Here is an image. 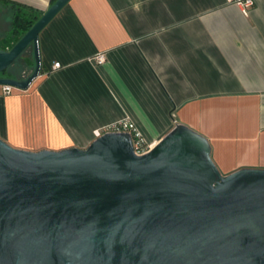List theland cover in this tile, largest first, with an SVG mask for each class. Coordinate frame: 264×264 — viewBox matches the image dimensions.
I'll use <instances>...</instances> for the list:
<instances>
[{"label":"crops","instance_id":"obj_1","mask_svg":"<svg viewBox=\"0 0 264 264\" xmlns=\"http://www.w3.org/2000/svg\"><path fill=\"white\" fill-rule=\"evenodd\" d=\"M57 1L0 0V39L13 4L41 18ZM39 48L28 90L0 86L10 146L87 149L126 120L153 148L184 125L208 139L224 175L264 168V0L247 12L227 0H71Z\"/></svg>","mask_w":264,"mask_h":264},{"label":"water","instance_id":"obj_2","mask_svg":"<svg viewBox=\"0 0 264 264\" xmlns=\"http://www.w3.org/2000/svg\"><path fill=\"white\" fill-rule=\"evenodd\" d=\"M70 1L0 49V75L31 45L36 63L0 86L28 90L40 76V34ZM0 264H264V168L224 175L184 125L144 155L124 133L39 152L0 137Z\"/></svg>","mask_w":264,"mask_h":264},{"label":"trees","instance_id":"obj_3","mask_svg":"<svg viewBox=\"0 0 264 264\" xmlns=\"http://www.w3.org/2000/svg\"><path fill=\"white\" fill-rule=\"evenodd\" d=\"M13 8L15 10V15L13 18L11 31L8 32L4 38L0 39V49L4 51H10L37 23L41 15L38 12L24 6L13 4ZM19 62H22L24 66L21 65L19 67L20 69H17L16 71L13 69V67ZM35 66L34 47L31 45L14 63V65L2 73L4 76H0L3 78L23 80L33 72ZM31 69L32 72H29Z\"/></svg>","mask_w":264,"mask_h":264},{"label":"built area","instance_id":"obj_4","mask_svg":"<svg viewBox=\"0 0 264 264\" xmlns=\"http://www.w3.org/2000/svg\"><path fill=\"white\" fill-rule=\"evenodd\" d=\"M230 4H236L240 6L244 12H247L248 9L254 6V0H227ZM105 58L103 55L98 57L100 63L104 62ZM61 68L60 63H55L53 69ZM3 93L5 96L10 95L15 88L11 86H2ZM108 133H124L129 134L133 141L134 151L137 155H144L152 149V146L149 145L142 133L136 127V125L131 121H121L114 124Z\"/></svg>","mask_w":264,"mask_h":264},{"label":"rangeland","instance_id":"obj_5","mask_svg":"<svg viewBox=\"0 0 264 264\" xmlns=\"http://www.w3.org/2000/svg\"><path fill=\"white\" fill-rule=\"evenodd\" d=\"M21 65L24 66V64H23L22 62H21V63L19 62V63H17V64L13 67V69L17 71V69H20L19 67H20ZM14 70H13V71H14ZM1 76H4V75L1 74Z\"/></svg>","mask_w":264,"mask_h":264}]
</instances>
